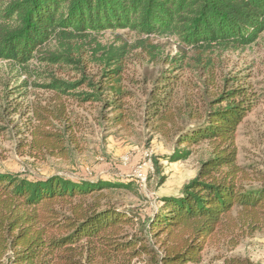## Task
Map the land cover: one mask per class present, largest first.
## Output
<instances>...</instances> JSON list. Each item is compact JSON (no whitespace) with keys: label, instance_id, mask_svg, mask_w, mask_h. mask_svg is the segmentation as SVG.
Returning a JSON list of instances; mask_svg holds the SVG:
<instances>
[{"label":"trees","instance_id":"1","mask_svg":"<svg viewBox=\"0 0 264 264\" xmlns=\"http://www.w3.org/2000/svg\"><path fill=\"white\" fill-rule=\"evenodd\" d=\"M121 29L146 37L134 49L142 48L153 61L160 53L148 38H175L196 52L195 65L186 60L188 53L161 59L169 69L151 83L145 102L133 105L134 94L123 87L127 46H102L92 35ZM263 32L264 0H0V62L30 76L39 75L32 73L31 60L73 71L79 79L51 73L42 88L100 104L113 126L133 128L138 122L173 140L165 158L171 163L186 160L201 143L211 150L196 178L178 196L158 199L159 207L144 218L103 202L107 192L132 190L130 179L0 172V264H198L208 246L233 249L243 236L264 230V174L253 179L257 185L244 183L249 177L237 164L235 145L255 97L241 80L210 91L206 78L210 52L243 49ZM50 42L56 43L53 51L45 49ZM91 64L98 75L88 72ZM185 69H195L205 84L198 103L190 97L174 103L173 87ZM44 111L36 115L35 148L68 156L77 144V123L67 122L65 108ZM154 164L159 172L157 159ZM165 180L160 176L159 185ZM225 264L253 263L233 258Z\"/></svg>","mask_w":264,"mask_h":264},{"label":"rangeland","instance_id":"2","mask_svg":"<svg viewBox=\"0 0 264 264\" xmlns=\"http://www.w3.org/2000/svg\"><path fill=\"white\" fill-rule=\"evenodd\" d=\"M92 35L102 46H127L130 54L123 87L134 94L129 102L133 105L144 103L151 91V83L164 69H169L161 59L188 53L186 60L195 65L191 59L196 52L182 46L175 38H148V43L156 46L160 53V59L153 61L142 48L134 49L136 43L146 37H138L125 29ZM55 46V42H50L45 49L53 51ZM210 53H214L211 56L213 65L206 76L210 91L221 87L223 81L234 83L241 80L255 97L252 108L238 125L235 145L237 164L249 177L244 183L257 185L253 179L257 180L264 174V32L243 49ZM29 65L35 71L32 73L39 72L38 76L20 71L13 63L0 62L1 173L32 178L64 176L87 181L130 179L133 180L132 190L107 192L103 202L109 201L122 210L136 211L144 218L159 207L158 199L178 196L182 188L196 178L202 162L209 159L210 147L201 143L191 148V155L186 160L172 163L165 160L172 152L173 140L153 135L138 122L133 128L113 126L108 122L111 114L102 111L100 104L60 98L42 88L50 81L46 79L51 73L59 79H79L73 71L52 70L37 60H31ZM88 72L98 75L99 70L91 64L88 65ZM178 76V83L173 87L174 103L183 105L188 97L192 103H198L199 95L205 88L199 73L195 69H185ZM58 108H65L67 122L77 123L74 131L77 144L66 152L68 156L37 150L33 142L34 129L38 126L36 115L46 113L45 109L53 111ZM102 114L106 115L105 118ZM138 115H141L140 112ZM82 146L84 148H80ZM156 159L161 175H158L154 164ZM160 176L166 177L161 185L158 183ZM202 255L198 264H225L233 258L264 264V230L243 236L233 249L208 246Z\"/></svg>","mask_w":264,"mask_h":264}]
</instances>
